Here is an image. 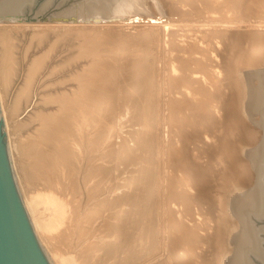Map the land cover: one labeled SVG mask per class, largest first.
Segmentation results:
<instances>
[{
  "label": "bare ground",
  "instance_id": "1",
  "mask_svg": "<svg viewBox=\"0 0 264 264\" xmlns=\"http://www.w3.org/2000/svg\"><path fill=\"white\" fill-rule=\"evenodd\" d=\"M168 15L173 18L165 25ZM138 27L145 31L134 41L127 28ZM58 29L86 34L90 63L77 76L76 89L61 91L51 82L43 92L38 75L50 51L30 59L20 35L33 31L42 42ZM161 117L170 123L163 136L171 149L166 199L180 202L178 186L189 179L207 195L220 182L207 166L224 158L227 148L216 141L219 128L248 119L264 129V0H128L111 20L0 21V163L30 264H135L139 246L152 248L151 222L132 232L134 213L124 218L120 202L125 192L136 199V183L148 179L141 175L151 160L149 134ZM232 130L223 131L226 138ZM199 133L219 145L216 153L203 151ZM122 146L138 162H121ZM243 146L254 160L255 185L225 186L228 216L213 242L193 228L183 204L180 213L170 208L163 227L168 259L158 264H253V255H264L254 223L264 215V143L252 150ZM207 239L210 251H203Z\"/></svg>",
  "mask_w": 264,
  "mask_h": 264
},
{
  "label": "rangeland",
  "instance_id": "2",
  "mask_svg": "<svg viewBox=\"0 0 264 264\" xmlns=\"http://www.w3.org/2000/svg\"><path fill=\"white\" fill-rule=\"evenodd\" d=\"M158 10H161V12L165 11V9L162 7L161 9L159 8ZM232 12L233 9L227 8L226 16L231 15ZM137 16H140V14L137 13ZM170 18H173V16L170 15H168V17L166 16L163 19L162 23L166 25L170 20ZM143 31H145V29H141L139 27L138 29L127 28V34L131 36L134 41L135 40L138 41V39L141 38L140 34ZM64 33H66V35H64ZM191 33L192 32L190 31V34ZM33 34H34L33 31H30V34L27 37L26 35L23 36L22 34L20 35L22 38L25 37L23 38L25 40V43L23 44L22 47L23 48L22 53L26 52L25 49L28 46L30 48L28 57L32 59L37 55L40 56L43 55L46 51L48 52L50 51L45 62L42 64V67L44 68L42 69L41 73L38 75V77L40 76L39 83L42 85L43 92L47 89V87H49L47 86V84H50L51 82H56L57 85L55 88L57 89L58 87V89L61 91L66 90L71 92L73 89H76L77 76L79 75V73H82V70L85 68V65H88V63H90V59L86 53L87 49H83L86 48L85 44H83L86 38V34L84 32L82 33V31L81 33H79L76 31L66 32L63 29L62 30L58 29L57 31L51 30L46 33V36L43 37L42 42L39 36H34ZM166 35L167 36L169 35L168 31L166 32ZM154 45L157 47L160 46L159 40H156ZM27 60L28 58H26V61H24V66L26 68H28ZM174 65L176 66L177 64ZM212 65L215 66L216 63H213ZM54 68L55 70L52 71V69ZM20 80L22 81L23 79L20 78ZM35 81L36 79L34 80V82ZM42 95L40 97H42ZM40 97L38 98V101L40 100ZM23 107L25 109V103H23ZM32 108H30L31 113H33L35 110L41 109L38 106L36 107L35 110ZM102 109L104 110V114H103L104 118L109 120L110 126L114 125L115 122L112 121L111 115L106 111L104 107H102ZM159 115H161L160 112L153 115L150 119L152 118L154 119L156 116ZM23 116H22L23 118L22 120H26L30 115L27 111L25 114H23ZM167 120L168 119H166V121H163V118L161 117L159 120L160 121L159 125L155 127L154 130L155 132L149 134V136H152L153 138V139L151 138L153 147L152 150L150 151L151 153L149 151H147L146 153L151 154L150 155L151 160H147V162H145L147 166H149L148 172H143V174L141 175L143 176V178L145 176V178L147 177L148 179L141 180L140 182H138V184L136 183L137 198L136 199L133 197L131 198L130 197L131 195L127 196L126 192L125 194L123 193V195L121 196L122 198L127 197V199L123 200V203L120 202V204H122L121 207H123L122 210L124 211L125 209L126 211L124 213L125 216L124 218L127 217L129 219V216L131 215L130 213L132 212V214L134 213L133 214L134 218L132 215L130 216V218L132 217L131 218L133 219L132 222L134 220L136 222V223L129 222L130 224L127 223L129 224L128 229L131 227L130 225L135 224L133 227L134 231H132L135 232V226H138L140 224V227H142L145 226L146 223L151 222V233L154 239V241L152 242L153 246L151 249L148 250L142 249L141 246H139L138 252H136L135 254H132L133 251H131V254L133 255L132 259L136 262L135 264H158L168 259L167 252L169 245H168V239H166L168 235L167 232L163 230V227H165L166 225L168 226L170 222V216L168 214L169 209L174 208L175 213H180L182 204L184 206V210L185 209L189 210L188 212L191 211L190 220L193 223V228L197 229V232L199 234L210 237L209 238L210 241L213 242L211 238L214 236V234H216L219 228V224H221L220 225L221 228L224 227L222 225L225 224L224 220L227 219L225 214L228 216V214L226 213L223 207V204H225L223 200L226 194L225 186L234 185V187L237 186L240 187L241 185V187L243 186V188H251L252 186L255 185V182L258 178L254 160L252 159V157L245 154L244 151L241 150L242 147L240 149L239 145L240 144L241 146L244 145L243 149L247 148L251 150L259 147L261 143H264V129L262 126L259 125L258 122L256 121L251 122L248 121V119H246L244 122L237 123L234 127H232L233 122L230 121V123L228 122L227 124L222 125L223 127L219 128V130L217 131V134L218 133L219 134L216 136L217 138L216 141L219 145L221 143H227V148L224 150L222 154V157L224 158H221L219 161H217V163L210 162L207 166V167H211V173H212L211 177H216V180L220 181L219 183H217V185L215 184L214 190L209 191L207 195H204L201 191L203 189L201 188L200 183L198 184L196 182L192 183L191 180L189 179L187 181L182 182L178 186V187H182V189L179 188L178 191L180 202L168 201L165 197V191H167L168 188L166 182L168 180L169 175H171V170L169 169L168 166L170 159L166 157V154L169 153L171 149L170 147H168V145L166 146L167 140L165 137H163L164 135H166L167 127L170 124L169 121ZM200 120H202V117H200ZM1 124L2 123L0 122V125ZM224 126H227L229 128L227 127L224 128ZM127 129L133 132H139V128L128 127ZM228 129L229 130L233 129V130L229 131V134H231V136L226 138L225 133H223V131H228ZM206 131L207 130H204L202 131V133H206ZM3 132H5L4 136H6L7 131L5 126L3 128ZM250 133H255L254 138L250 137ZM139 134L140 133L134 135L133 137L134 141L138 139ZM199 137L202 139L201 141L203 145L202 146L203 151H209L210 149L211 152L216 153L219 145L211 146V144H209L208 139H206L205 136L203 137L200 133H199ZM7 144H9L8 140H7ZM127 144L130 145L129 142ZM128 149L129 148L127 146L121 147L120 149L122 150L120 155L121 162H123L122 158L125 159L128 157L126 156L127 153L126 151L130 150ZM133 158L130 157L127 159L129 160ZM120 160L117 159V162L118 161L120 162ZM134 160L138 162L137 159L134 158ZM150 161H152L151 164H149ZM244 168H247L248 171L244 170L243 172ZM123 169H124V165H122L121 171ZM205 170H202V172H204ZM208 170H210V168ZM245 171L247 172L245 173ZM261 173L263 175L262 179L264 181V169ZM132 185L131 187L134 186ZM126 186L125 187L128 188V185ZM123 187L124 186H122V188ZM123 189L126 190L125 188ZM164 197H165V201H163ZM126 200L129 201L130 203L127 202ZM125 202H127L128 204L126 203V205H124ZM134 203L136 204V206ZM25 210L28 213L27 208ZM136 210L138 211V213H136ZM123 211L120 214L121 217L123 215L122 214ZM178 215H179L178 218L181 217L180 214ZM254 219H255L254 223L260 227L262 249H263L262 251H264V215L262 217L256 216L254 217ZM234 221H236V218L234 219ZM237 223L238 221H236V224ZM209 239H207L206 243L203 244L204 246L202 247L203 251H210V246H208L210 243ZM253 258L255 260L253 264H264V255H261V257L258 256L256 257L255 255H253ZM169 264H179V263L177 262V260L171 259V261H169Z\"/></svg>",
  "mask_w": 264,
  "mask_h": 264
},
{
  "label": "water",
  "instance_id": "3",
  "mask_svg": "<svg viewBox=\"0 0 264 264\" xmlns=\"http://www.w3.org/2000/svg\"><path fill=\"white\" fill-rule=\"evenodd\" d=\"M128 0H0V21L111 20ZM0 264H30L19 238L0 163Z\"/></svg>",
  "mask_w": 264,
  "mask_h": 264
}]
</instances>
